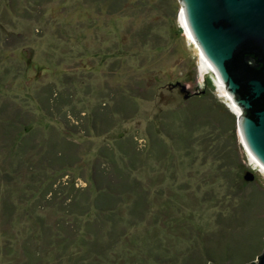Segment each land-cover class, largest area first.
Listing matches in <instances>:
<instances>
[{
	"label": "rangeland",
	"instance_id": "rangeland-1",
	"mask_svg": "<svg viewBox=\"0 0 264 264\" xmlns=\"http://www.w3.org/2000/svg\"><path fill=\"white\" fill-rule=\"evenodd\" d=\"M129 5L111 12L102 5L97 6L92 0H48L41 3L36 0H0V105L4 100L13 102L16 107L11 109H18L24 116L22 121L32 126L34 134L31 137L21 129L23 134L20 135L29 137L26 140L28 146L29 142L40 144L51 137L47 134L50 132L69 136L70 130L76 132L74 137L77 139H85L82 140L84 155L80 160L74 164L66 163L62 167H46L48 176L45 180L53 182L51 188L65 192L71 184L85 187L92 176L100 177L102 171L97 165L105 169L103 163L109 160L105 150L108 143L113 146V154L118 161V153L124 151L128 144L133 143V146L135 144L142 149L139 154L142 158L133 163L130 174L141 182L149 201L148 211L141 222L125 230L119 245L106 251V255L99 251L98 256H95L94 251L85 255L88 257L85 261L89 264H110L108 260L116 264H131L133 258L130 259V255L133 252L148 257L146 264L157 261L159 263L156 264H168L166 260L172 258L173 254L181 253L182 250L186 253L191 249L189 242L183 241L184 235L190 232L187 228L193 229L191 233L197 228L210 233L220 231L225 223L237 226V222L232 220L234 213L237 218L240 217L237 213L239 209L236 211L235 208L239 200L246 196V188H249L246 186L243 191L237 190L236 186L241 181L239 172L232 178L234 184L227 185L217 173L218 162L212 161V156L204 158L201 146L197 144L203 138L217 141V145H222L225 140L233 143L230 131L218 127L209 132L199 128L196 130L198 132L192 134L191 141L194 143L189 147V155L166 136L167 127L162 124L163 120L168 123L173 120L170 131H175L173 126L178 119L174 118L176 110L190 106L195 89L202 88L206 75L211 79L212 76L200 67L198 47L183 27L179 12L175 21L180 29L177 32L161 9L152 10L148 5L140 9L134 3ZM145 26L147 28H143ZM142 79L146 88L154 89L153 93L147 91L143 95L137 94V82ZM115 85L124 86L125 91H131L132 95L133 90L136 92L133 109H125V114L116 113L114 122L106 131L92 129L87 132L76 125L79 115H71L69 110L92 116L100 103L112 105L109 87ZM48 86L61 91L63 88L68 89L63 93L68 96L69 103L60 111L48 105ZM216 92L219 97L227 100L218 88ZM229 105L237 114L236 108ZM12 110L9 111L10 116ZM155 132H162L169 141L171 157L168 155L160 160L148 155L147 146L144 148L143 144L149 145ZM203 132L207 135L202 136ZM235 137L240 146L238 153H244L246 149L238 129ZM1 138L0 204L8 196L18 206V211H22L19 215L9 217L11 221L8 215H2L0 211V264H7L12 262V257L22 259V237L27 226L37 223L34 220L37 212L46 213V221L54 225L59 215L71 222L72 218L65 217L62 207L52 206L47 209L39 199L40 192L34 190V187H27L32 166L17 165L15 157L10 159L7 155L10 146L8 142H2ZM116 141H123L124 147L117 145ZM29 154H32L31 149ZM127 156L131 159L133 157L131 153H126ZM246 157L245 165L249 164L248 170L254 174L251 181L261 186L264 183V171L251 160L250 155ZM15 168L18 169V176L13 177V181L7 180L3 173L11 169L15 176ZM241 172L244 174V171ZM91 183L94 185L92 179ZM100 183H107L103 175ZM35 194L36 198H33ZM25 208L31 211V219V215L25 213ZM255 216L264 219V201ZM219 219L225 222L220 220L219 224ZM6 220L9 225L4 223L3 230L2 221ZM75 220L77 225L79 223L80 231H85L82 221ZM228 225L225 231H229ZM93 228L90 229L98 230ZM61 236H65V232L61 231ZM82 236L93 239V234L89 235L88 230ZM152 241L158 244L155 256L138 250L149 248ZM74 252L85 254L83 249L78 250L75 245L65 251L67 255ZM59 253L49 250L46 258L57 264L55 260H58L56 256ZM156 256L161 262L154 258Z\"/></svg>",
	"mask_w": 264,
	"mask_h": 264
},
{
	"label": "trees",
	"instance_id": "trees-1",
	"mask_svg": "<svg viewBox=\"0 0 264 264\" xmlns=\"http://www.w3.org/2000/svg\"><path fill=\"white\" fill-rule=\"evenodd\" d=\"M36 1L41 3L43 1L47 2L48 0ZM92 1L96 2L97 6L102 5L111 12L122 10L127 4L133 5V3L139 6L140 9L141 6L145 9L144 7L147 5L152 8V10L161 9L164 16H168L172 21L173 26H175V31H180L175 22L180 8L178 0ZM143 28H147V26ZM141 38L144 39V37ZM143 82V79L139 83L137 82V94L143 95L146 94L147 91L153 93L154 89L151 90L150 87L146 88ZM48 87L47 95L50 101L48 105H53L56 111H60L63 106L68 105L69 98L63 93L68 89L63 88V91H61V89H57L56 87ZM109 88L112 105L107 102L100 103L95 107L92 116L86 113L85 115H81L79 114L80 111L69 110L71 115H79L76 118V125H79L87 132L92 129L99 132L106 131L110 124L114 122L113 117L116 113L125 114V109H133V100L136 96L134 90L132 95V93H130L131 91H125L124 86L115 85ZM216 90L217 87L214 81L206 75L203 79L202 88L197 87L195 93L192 94L191 103H189L190 106L176 110L177 114L174 118L176 117V119H178L177 121L174 120L176 121L173 126L175 131H170L173 120L169 123L163 120L164 122H162V124L164 123L167 127L166 136L174 140L177 148H184L185 154L189 155V147L194 143L191 141L192 134L199 128H205L204 130H208L209 132L212 131L213 128L218 129V127L222 130L230 131L233 134V143H230L229 140H225L222 145H217V141L204 140L205 138H203V141L197 144L201 146V152L204 158L212 156L214 157L211 158L212 161L218 162L217 173L227 185L234 184L232 178L236 172H239L241 181L236 186L237 190L243 191L246 186L249 188H246V196L239 200L237 204L238 207L235 208L236 211L239 209L237 213H239L238 215H240V217L237 218V216H235L236 213H234L232 220L237 222V226H230V222L228 223L229 225L227 223H225V225L221 224L222 229L220 231L210 233L206 230L204 232L201 231V228H197L194 233H191L193 229L187 228L190 232L184 235L183 241H188L189 245L192 246L191 249L186 253L182 250L181 253L179 251L173 254L172 258L166 260L168 264H205L209 260L217 263L244 264L252 261L260 254L263 247L264 219L258 216L256 217L255 215L260 210L264 201V183L260 186V184L257 183V185L256 182L244 179V174H242L241 171L245 173L250 166L249 164L245 165L247 159L246 151L244 153H238V148H240V146L236 143L235 137L237 114L231 109L229 102L217 95ZM13 107H16V105L13 102H8V100H4L0 105V116H2V119L0 118V136L2 137L1 141H4L5 144L8 142L10 146V150L6 148L9 151L7 155L10 159L15 157L17 165L22 166L28 164L32 166L27 187H34V190L36 189L37 192H40L39 199L44 202L43 205H45L47 209L52 206L64 208L66 213L65 217H71L72 222L59 215L57 223L54 225L46 221L47 217L44 215L46 213L41 214L37 212L34 216V220H36L37 223L34 224L35 226H27V231H24L25 234H23L22 237L20 245L22 259L18 260L12 257V262L9 261L7 264H50L54 261L46 258L49 250L55 253L61 252L56 256L58 257V260H55L57 264H89L85 261V258L88 259L85 255H90L93 251L95 252V256L100 255L97 254L98 251L106 255V251L112 250L119 245L121 235L125 234V230L128 229L129 226L142 221L149 208V201L146 199V193L142 188L141 182L130 174V167H134L133 163L139 158H142L139 155L141 147L137 148V145L134 144L133 146V143L128 144L124 151L120 150L118 153L120 162L115 159L113 154V152H115L114 148L108 143L105 150H107L106 155L109 156V160L103 163L106 167L103 169L97 165L98 169L102 171L99 176H104L107 180L106 184L100 183V177L92 176L91 179L94 185L91 183L90 179L87 180L85 187H75L71 184L67 191L57 192L51 188L53 182L45 180L48 176L45 171L46 167L54 165L62 167L67 165L66 163L74 164L80 160L84 155L82 151L84 149H82L84 141L82 142V140L85 139H77L74 137L76 132L70 130H68L69 136L50 132L47 134L51 135V137L46 138V140L40 144L29 142L28 146L26 140L34 134L32 126L27 125L26 121H22L24 116L18 109L12 110L11 108ZM10 110H12L11 116L9 115ZM24 124L27 126H22ZM207 127L211 128V130ZM21 129L25 130V133H27L29 137L20 135L23 134ZM205 134L207 135V133L203 132L202 136ZM164 136L162 132H155L150 138L149 145L143 144L144 148L147 146L146 151L149 152L148 155H153L156 159L160 160H164L168 155L171 157L169 151L170 147H168L169 141L167 142ZM82 138L85 137L82 136ZM8 144L6 146H8ZM116 144L123 145V141L119 143L116 141ZM68 147L70 148L69 151L67 150ZM121 148L122 147H120V149ZM30 149L32 150V154H29ZM126 153H131V156H133L132 159L130 156L126 157ZM70 157L72 159L71 161ZM39 168H41L42 171ZM13 170L15 176L11 173V169H9V171L6 170L3 176L7 180L13 181L12 178L18 176V169L15 168ZM173 172L174 171H172V173ZM8 198V196L7 198L5 197L0 204L1 214L8 215V218L13 215L21 214L22 211H18V206H16L10 198L8 201ZM33 198H36V194ZM24 210L28 216L32 214L31 211L26 208ZM50 210L52 211V209ZM53 211L55 212L56 210ZM32 216L33 215H31L30 219ZM75 219L82 221L83 229L85 231L88 230L89 235L93 234V239H85L82 236V233L85 231H80V226H78L79 223L77 225ZM8 220L11 221L12 219L9 218ZM8 220L2 221L3 230L5 229L4 223L9 225ZM220 220L225 222L224 219H219V224ZM105 225L108 226L101 229V227ZM226 225L229 226V231L224 230ZM90 228H96L98 230H91ZM61 231L65 232V236H61ZM67 235H70V237L67 238ZM205 235L206 237H204ZM131 241L136 244V242H133L134 240ZM71 245H75V248H78V250L83 249L85 254L82 255L80 252H74L67 255L65 251L71 248ZM138 250L147 255L155 256L158 251V244L156 241L155 243L152 241L149 248H138ZM131 258H133V261L127 258L131 264H146L148 257L142 256L141 253L133 252V254L130 255V259ZM154 258L159 260L158 256ZM108 261L110 264H116L113 260ZM156 263L159 262L157 261Z\"/></svg>",
	"mask_w": 264,
	"mask_h": 264
},
{
	"label": "water",
	"instance_id": "water-1",
	"mask_svg": "<svg viewBox=\"0 0 264 264\" xmlns=\"http://www.w3.org/2000/svg\"><path fill=\"white\" fill-rule=\"evenodd\" d=\"M178 2L183 27L238 111L236 123L244 148L264 167V0ZM243 177L252 180L254 174L248 170ZM208 264L227 263L210 260ZM244 264H264V246L256 260Z\"/></svg>",
	"mask_w": 264,
	"mask_h": 264
},
{
	"label": "bare ground",
	"instance_id": "bare-ground-1",
	"mask_svg": "<svg viewBox=\"0 0 264 264\" xmlns=\"http://www.w3.org/2000/svg\"><path fill=\"white\" fill-rule=\"evenodd\" d=\"M183 22V21H182ZM187 32V31H186ZM187 34L190 36V38H192L191 37V35L187 32ZM193 39V38H192ZM199 56H200V67L205 71V72H207V73H209L211 76H212V79H213V81H214V83L216 82V85L218 86V89L220 90V91H222L224 94H226V91H225V89H224V86H223V84L220 82V81H218L217 79L218 78H216L215 77V75H216V73H215V70L213 69V67L209 64V62L207 61V59L200 53L199 54ZM224 96V95H223ZM251 156V155H250ZM251 158L262 168V170L264 171V167L262 166V165H260L259 163H258V161H256V159L253 157V156H251Z\"/></svg>",
	"mask_w": 264,
	"mask_h": 264
},
{
	"label": "clouds",
	"instance_id": "clouds-1",
	"mask_svg": "<svg viewBox=\"0 0 264 264\" xmlns=\"http://www.w3.org/2000/svg\"><path fill=\"white\" fill-rule=\"evenodd\" d=\"M216 85V84H215ZM216 87L218 88V86L216 85ZM217 95H218V93H217ZM223 95H225L226 96V94H224L223 93ZM219 96V95H218ZM226 98H227V100L226 101H229V99H228V97L226 96ZM229 103H230V101H229ZM231 104V103H230ZM234 109V108H233ZM235 110V109H234ZM247 152V151H246ZM247 156L249 157V154H248V152H247ZM251 158V157H250ZM251 160H253L252 158H251ZM257 164V163H256ZM258 165V164H257ZM259 166V165H258ZM260 167V166H259Z\"/></svg>",
	"mask_w": 264,
	"mask_h": 264
},
{
	"label": "flooded vegetation",
	"instance_id": "flooded-vegetation-1",
	"mask_svg": "<svg viewBox=\"0 0 264 264\" xmlns=\"http://www.w3.org/2000/svg\"><path fill=\"white\" fill-rule=\"evenodd\" d=\"M249 60H250V62H253V59L252 58H250Z\"/></svg>",
	"mask_w": 264,
	"mask_h": 264
}]
</instances>
